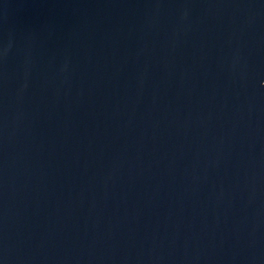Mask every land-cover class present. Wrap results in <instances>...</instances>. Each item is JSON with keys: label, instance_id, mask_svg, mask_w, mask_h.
Segmentation results:
<instances>
[{"label": "water", "instance_id": "95a60500", "mask_svg": "<svg viewBox=\"0 0 264 264\" xmlns=\"http://www.w3.org/2000/svg\"><path fill=\"white\" fill-rule=\"evenodd\" d=\"M0 264H264V0H0Z\"/></svg>", "mask_w": 264, "mask_h": 264}]
</instances>
